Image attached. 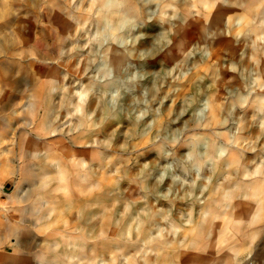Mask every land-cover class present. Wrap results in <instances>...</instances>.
<instances>
[{"label":"clouds","instance_id":"clouds-1","mask_svg":"<svg viewBox=\"0 0 264 264\" xmlns=\"http://www.w3.org/2000/svg\"><path fill=\"white\" fill-rule=\"evenodd\" d=\"M234 2L244 14L235 26L230 19L228 35L238 45L243 38V50L239 59L225 53L222 64L212 56L223 33L207 11L230 0H64L75 35L54 42L43 60L31 50L11 53L29 68L18 91L22 98L9 112L0 108V138L13 123L21 131L13 174H32L36 264H159L166 249L206 239V225L234 202L255 205L264 217V72L258 59L264 58V0ZM197 17L204 23L190 38L188 21ZM152 20L161 32L150 48L137 49L144 34L133 33ZM165 52L172 65L157 66ZM77 58L86 63L80 79L60 68ZM0 60L15 63L5 44ZM32 61L47 78L30 70ZM201 65H207L203 73ZM222 69L241 86L227 81L218 101ZM189 80L190 90L181 95ZM253 128L258 135L245 137ZM61 142L89 155L60 151ZM73 192L89 198L85 207L92 211L86 217L79 210L69 224ZM177 201L187 207L177 209ZM184 228L190 231L177 242Z\"/></svg>","mask_w":264,"mask_h":264},{"label":"rangeland","instance_id":"rangeland-1","mask_svg":"<svg viewBox=\"0 0 264 264\" xmlns=\"http://www.w3.org/2000/svg\"><path fill=\"white\" fill-rule=\"evenodd\" d=\"M27 1L28 0H15V2L19 4L18 11L22 15L23 23L27 28L33 27V33L32 37L30 38V42L24 48L26 50H31L32 52H34L36 57H38L39 60H42L51 55L52 46L55 41L60 40V42L63 43V41L61 40L62 37H65V35L67 36L69 33L75 35L76 25L68 19V17L72 15V9L64 3V0H36V4L34 6V16L33 13L31 16L29 14L30 12H28L29 9L27 7ZM149 7L152 10H155L156 6L150 5ZM180 7H183V5L181 4ZM42 13L44 14V16L42 15ZM47 14H49V16ZM243 14L244 9L237 6L234 0H230V3L228 4L217 3L214 7L211 8L210 11H207V15L213 26L218 28L223 33V35H221V37L218 39L217 44L214 46L212 61L222 64V58L227 52L236 54L237 59H239V53L243 50V38H241V43L238 45L235 37L228 35V29L230 19L235 26V24H238L240 22L239 18H241ZM145 19H147L146 16ZM188 23L191 26L187 30L188 36L190 38H194L195 34L199 31V26L204 23V19L203 17H197L195 19L190 18ZM47 27L49 28L48 31L50 40L48 47L50 49L48 51L44 47L45 45L43 43V41L46 42L44 36H46ZM160 32L161 29L156 20L147 22L144 27L139 28L137 32L133 33V35H138L139 33L144 34L143 38L140 39L136 45L137 49L150 48L154 43V39L158 37V34ZM172 51L173 56L179 59L175 48H173ZM248 52L250 55L251 49H248ZM258 59H260L261 71L264 72V58L258 57ZM161 61H163L169 67L173 63L172 58L168 57L166 52L157 57L155 64L158 66ZM34 63L35 74L41 79H44L45 71L41 69L43 67L36 61ZM245 63H247V61ZM85 66L86 63H79V58H77L71 61H68L66 59L65 62L60 65V68L62 71L70 72L72 76L80 79L83 76ZM206 68L207 65H201L199 68V72L203 73ZM221 74L223 79L217 84V88L219 89L217 95L218 101L225 94L224 86L227 81L233 80V85L229 86H241L240 78L234 76L233 73L222 69ZM31 78H33L32 82L34 83L35 76ZM84 80L86 82L87 78L85 77ZM71 82L72 81L69 80V83ZM190 88L191 82L189 80L186 81L183 85V92L181 93V95L188 92ZM21 98L22 96L20 97V99ZM170 104L171 101L165 104V112H167ZM92 107L94 108V104L92 105ZM10 110L11 108L8 109L7 112H9ZM60 115L61 119H63L64 113H60ZM99 115L100 114L97 113V118L99 117ZM14 124L15 123H13L11 128L4 129L2 139L0 138V229L8 223V219L16 221L21 219L20 213L16 211V209L25 205L27 206L28 202L24 200V195L26 194L25 190H27L28 188L32 189L31 184L27 183V181L24 180L23 174H13V171L16 170L18 166V162L16 161L14 155V144L15 140L17 139V135L21 132L16 130V126H14ZM113 127L114 126L111 125L108 126L106 128V132L110 133ZM13 130L15 131L13 132ZM249 134L253 138H255L258 135V130L255 128L250 129L245 133V137H247ZM11 135L15 136L16 138H12ZM56 139L59 140V137H57ZM11 140L13 141L11 142ZM261 143L264 144V138L261 139ZM58 150L76 152L78 155H89V153L81 149L71 148L70 145L65 142L60 143ZM247 158L251 159V154H248ZM25 175H27V177L30 179L32 174L29 171V173ZM103 178L104 174L101 173L100 179L103 180ZM209 195H211V193H205L204 198H207ZM18 200L24 201L23 205L17 204L16 201ZM3 202L6 204L5 207L1 206ZM90 202L91 200L89 198L80 196L78 192H73V210L65 216L69 224L76 223V218L78 216L79 210H83L86 217L89 215L92 210L87 209L85 205ZM161 204H163V202H161ZM163 206L167 207L166 204H163ZM176 207L177 209H183L186 208L187 205L183 201H177ZM199 211L200 206L197 205L194 212V221L199 219ZM259 212L260 210L255 205H241L234 202V206L231 211L220 214L218 218L212 220L206 225V239H198L195 247L186 249H166L161 256L159 264H227L232 260V253L235 252L239 246H247L251 243L257 245V249L260 248L262 253L264 254V217H262ZM6 214L9 216V218ZM173 215L174 217H177V213L174 212ZM241 221H243V224L241 223ZM249 224L253 226L247 227L246 229L245 226ZM189 231L190 229L184 228L183 233L176 238L177 242L183 240ZM193 239H196V237H189L190 241ZM1 241L4 240L2 239V235L0 234V242ZM33 252V255L37 254L36 247L32 249V253Z\"/></svg>","mask_w":264,"mask_h":264},{"label":"bare ground","instance_id":"bare-ground-1","mask_svg":"<svg viewBox=\"0 0 264 264\" xmlns=\"http://www.w3.org/2000/svg\"><path fill=\"white\" fill-rule=\"evenodd\" d=\"M27 2V7L29 9L28 12H30L29 14L32 16L33 13L34 16V6L36 4V0H28ZM18 5L19 4H17L15 0H0V44H5L6 50L9 51V57L15 61L14 65L10 66L5 60H0V88H3V95L0 96V108H2L5 112H7L8 109L12 108L13 105L19 102L21 96L18 94V91H22L23 89L22 83L25 75V70L29 68V65L25 64L18 57L11 56L12 52H22L26 50L24 47L29 44L30 38L32 37L33 33V27L27 28L23 23L22 15L18 11ZM42 15L44 16L43 13ZM47 15L49 16V14ZM48 29L49 28L47 27L46 36H44L46 42L43 41L45 45L44 47L47 49V51L50 49L48 48L50 43ZM6 42L14 43L9 44ZM34 62L35 61H32L30 65V70L33 72H35ZM17 73H19V75H17ZM45 78H47L46 75L44 79ZM32 79L33 78H31V80ZM14 131L15 130H13V132ZM13 137L15 136H12V138ZM20 137L21 132L17 135V139L15 140L14 144L15 158L16 153L20 150ZM12 141L13 140H11V142ZM29 143H31V141H29ZM27 173H29V171H25L21 174L24 175V180L27 181V183H30V179L27 177V175H25ZM25 191L26 194L24 195V200L26 202H29L32 199L33 189L28 188ZM1 206L5 207L6 204L3 202ZM16 211L20 213L21 219L17 221L8 219V223L0 229V234L2 235V239L4 240L0 242V264H36L35 255H33L34 252L32 253V249L36 247V237L34 232L33 220L34 212L30 209L29 203L27 204V206L25 205L23 207L17 208ZM7 217L9 218L8 215ZM235 253L237 254L235 258V264H264V254L262 253L261 249H257V245L253 243L247 246H239L238 249H236Z\"/></svg>","mask_w":264,"mask_h":264}]
</instances>
